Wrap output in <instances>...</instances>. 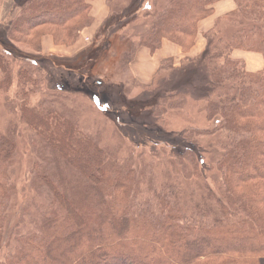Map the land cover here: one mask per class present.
<instances>
[{
  "label": "trees",
  "instance_id": "obj_1",
  "mask_svg": "<svg viewBox=\"0 0 264 264\" xmlns=\"http://www.w3.org/2000/svg\"><path fill=\"white\" fill-rule=\"evenodd\" d=\"M92 1L14 0L10 6L4 39L36 46L39 54L19 61L14 51L0 44V90L8 93L17 87L6 102L11 117L0 133V264H264V64L251 72L243 59L233 57L234 51L257 53L264 61V0H230L234 9L216 17L201 33L202 52L178 64L172 58L160 60L146 83L133 75L139 91L162 89L152 106L157 107L153 114L161 115L167 108L182 106L183 98L172 96L174 88H167V83L178 71L191 73L185 91L199 95L206 102V122L215 121L211 128L183 130V143L191 146L181 151L152 149L150 155H135L125 144L109 145V140L122 136L118 121L108 113L119 112L112 101L129 96L120 90L107 93L98 105L97 98L79 90L89 88L83 79L92 80L91 90L104 86V81L86 74V66L99 61L108 48L112 16L122 15L118 19L124 20L141 12L147 19L133 38H126V30L119 34L125 46L118 68L123 74L131 71L139 51L154 54L163 41L187 54L200 23L222 0H146L129 13L138 0H105L107 15L86 48L60 62L56 56H49L54 60L41 55L39 44L45 35L56 46L79 41L94 21ZM227 18L235 25L221 36V20ZM52 69L74 78L60 80L57 75L58 80L52 75L58 81L51 86ZM31 94L38 97L34 106ZM81 94L112 123L109 137L104 124L95 128L71 107L68 95ZM20 123L29 132L28 191L36 197L24 205L6 234L8 213L17 200ZM159 126L151 129L154 137L166 130L164 123ZM208 136L215 141L206 144L211 154L207 171L217 176L213 185L201 166ZM164 154L173 159L163 162ZM184 188L189 190L185 200Z\"/></svg>",
  "mask_w": 264,
  "mask_h": 264
},
{
  "label": "rangeland",
  "instance_id": "obj_2",
  "mask_svg": "<svg viewBox=\"0 0 264 264\" xmlns=\"http://www.w3.org/2000/svg\"><path fill=\"white\" fill-rule=\"evenodd\" d=\"M14 0H0V44L4 46L5 48L11 49L14 51L15 55L17 56V60L19 61H29L33 58H35L39 53H36L35 49L37 50L36 46H26L25 44L21 43H15L11 42L7 39H4V31L6 27H9L7 25V22L9 21L10 15H9V9ZM135 1V0H134ZM146 0H138L137 2H134V4L129 8L130 10L127 11L129 13L130 11H137L141 4L144 3ZM123 9V8H121ZM116 15V13L114 14ZM116 16H112L109 19V26L111 25V36L112 39L110 41V44L107 49L101 54V59H97L99 61H92L89 66H86V74L89 76L96 78L98 80L104 81V86L101 89H94L93 88L94 83L91 79H83L85 80L84 83L89 87L83 86V89H79L81 92H86L89 96H91L93 99L97 98L95 100L98 105H100L105 98V94L109 93L114 95L118 92V90L122 91V93L125 92L129 97L128 98H119L114 97L116 99H113L112 103L117 106V110L119 112L116 114L115 112L109 110L110 112L106 111V108L99 107L101 110L106 111L111 115V117L115 118L118 123L117 126L121 130V137L119 141L115 140H109V145L111 147L113 145L121 144L122 146L128 145L132 152L136 155L137 153H146L147 155H150L148 153L153 152L152 149H155L156 151H161L163 149H166L167 151H170L174 148L178 149L179 151L183 150L184 145L191 146L190 143L184 142L182 140L181 133L185 129H205V128H211L215 121L213 122H206L205 120V106L206 102L204 100L199 99V95H193L188 94V91H185V86L188 85L187 83L191 79L192 75L191 73L186 74V71L184 72L181 70L180 72L175 75L173 80L171 82H168L166 87L167 88H174L172 92V96L181 97L183 98L181 100L182 106L175 107V108H167V110H163L161 115L153 114L154 109H157V107H152L155 101H157V98L162 96V89L158 88L153 91L143 92L139 91L138 89H135L133 78L130 74V72L125 69L123 71V74L120 73L119 68V55L124 48V39H119V34L121 31L126 30V38L129 39L136 36L141 31V26L145 23L147 20L145 17H143V14L141 12L136 13L134 15H126L124 20H119L118 18H121ZM234 22L235 20L230 21V19H222L221 25L223 27L221 36L223 34H227L229 31H232V27L234 28ZM110 28V27H109ZM108 28V30H109ZM41 30V29H40ZM50 31L52 29H49ZM46 32L49 34V32ZM226 31V32H225ZM52 32V31H51ZM45 33V32H42ZM95 31L93 29L87 28V30L84 31V34L80 36V39L77 43H75L72 46H62L58 45L56 46L53 44V39L49 35H45L41 38L40 44H39V50L41 55L50 58L49 56H56L59 58L57 62L64 61V59L71 60L75 57L76 54H78L83 48H86L91 41L92 36L94 35ZM109 34L107 31L106 36ZM34 37V32L28 35V38L32 40ZM24 35L21 34L18 38V40H23ZM17 39V37H15ZM203 41H196L194 45L190 48L192 50L195 48L197 51L198 47ZM59 44H62L59 41ZM204 48H202L201 52ZM39 52V51H38ZM200 52V51H199ZM47 58V59H48ZM55 60V59H54ZM255 61V60H254ZM40 62V61H39ZM254 63L253 61H251ZM256 63V62H255ZM51 74L48 77V80L52 85H54L59 79L63 80L64 78L72 79L74 76H72L71 73L68 72H60V70L52 69L50 71ZM52 75L57 76L58 80H55ZM80 75H83L81 72ZM123 76V77H121ZM122 78V82L120 80ZM111 83L115 84V87L112 88ZM118 85V86H117ZM126 87H125V86ZM92 87V88H91ZM85 89V90H84ZM17 87L14 85L8 93L4 92L3 90H0V133H2V129L4 127L5 122L7 121V118H10L11 115L9 114L8 108L6 106V102H9L11 98L14 95V92H16ZM128 90V91H127ZM155 94V96H151ZM188 95H190L192 98H190ZM32 96L29 100L31 102L30 106H34L36 94H31ZM70 102H72L71 107L76 109V112L79 114L80 120H87L89 123H94V126H100L101 124H104L107 130L108 137L112 134L113 125L111 122L104 121L102 117L95 111V108L93 107L91 101L84 97V95H68ZM99 98L101 99L100 101ZM187 98V101L186 99ZM160 103V101H159ZM154 108V109H153ZM153 114V115H152ZM18 116V115H17ZM119 117V119H118ZM164 123L165 129L158 137L153 136V132H151V129H160L159 124ZM158 124V125H157ZM18 129V137H17V152H18V165H17V200L16 204L12 207L11 211L8 213L9 216V225L7 227L6 234H9L11 230H13V225L17 223L18 216L21 213L22 209L24 208V205L27 204L28 201H31L34 197H36L34 194H32L31 191H28L29 186V175H28V169L30 166L31 158H32V151H31V142L29 138V132L28 129L24 127L22 123H20ZM168 133V134H167ZM153 138V139H152ZM155 138V139H154ZM149 139H152L150 141ZM163 140H166V144H163ZM106 142V141H105ZM116 142V143H115ZM144 142V143H143ZM213 137H204V151L205 155L202 156L201 160V166L205 170V177L208 179L209 183L213 185V181L215 182V179H217V176L213 171H207L209 163L208 157L211 156L209 148L206 147V144L208 143H214ZM107 143V142H106ZM112 143V144H111ZM173 145V146H172ZM211 145V144H210ZM199 150V148H198ZM207 157V158H206ZM163 162L168 163L172 157H170L167 154H164L160 158ZM161 171H157V178L160 180L162 179ZM214 175V180H213ZM182 180L180 177H177V182L180 183ZM256 182V181H255ZM257 183V182H256ZM186 185H188V182H186ZM240 190L243 189V186L241 185ZM189 190L186 191L184 188V195L183 200L188 197ZM133 234V233H130Z\"/></svg>",
  "mask_w": 264,
  "mask_h": 264
},
{
  "label": "crops",
  "instance_id": "obj_3",
  "mask_svg": "<svg viewBox=\"0 0 264 264\" xmlns=\"http://www.w3.org/2000/svg\"><path fill=\"white\" fill-rule=\"evenodd\" d=\"M91 6V16L93 17L94 21L90 29L96 31L99 24L107 15V8L105 6V0H93L91 2ZM233 9L234 4L230 0H222L215 4L213 14L200 23L199 35L197 36L195 42H203L198 47L197 51L195 50V48H193L184 55L179 47L167 41H163L161 49L154 54H150L148 50L142 49L138 52L134 62L131 64V71L129 70L131 76L133 77L134 75L139 81L146 83L151 79L160 60L172 58L174 60V64H178L179 61L185 56H195L199 54L202 48H204L205 44L204 39L201 37V33L208 30L212 26L216 17L230 12ZM233 57L237 59H243L246 64V69L251 72L260 70L264 64L261 55L257 53L234 51ZM251 61H253L254 63H252Z\"/></svg>",
  "mask_w": 264,
  "mask_h": 264
}]
</instances>
